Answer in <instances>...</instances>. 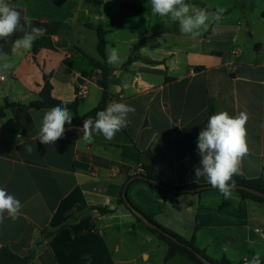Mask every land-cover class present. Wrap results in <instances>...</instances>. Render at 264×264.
<instances>
[{"label": "crops", "instance_id": "obj_1", "mask_svg": "<svg viewBox=\"0 0 264 264\" xmlns=\"http://www.w3.org/2000/svg\"><path fill=\"white\" fill-rule=\"evenodd\" d=\"M101 1L7 0L33 26L45 28L44 36L55 47L33 56L31 49L12 51L22 32L0 39V53L11 64L0 67V111L5 103L18 104L0 114V187L23 204L15 221L5 213L0 249L19 256L32 252L30 264H122L118 221L129 213L118 203L124 184L149 164L150 152L164 182L209 185L205 177H194L193 169L199 166L197 138L210 108L212 115L248 114L250 152L241 161L240 176L264 179V0H187L210 13L226 9L221 21L210 22L195 40L181 34L169 17L153 15L151 5H139V16L127 17L121 29L111 30L120 4L129 2ZM109 2L117 7L107 15L103 10ZM98 24L109 31L106 57L109 48L125 49L107 80L110 102L125 103L135 112L112 140L94 133L86 143L82 127L89 118L80 122L70 110L73 119L64 136L42 144L36 137L48 109L25 105L39 99L44 76H49L53 98L77 102L79 117L101 99V73L87 58L102 61L90 27ZM124 31L128 33L118 35ZM131 55L141 59L124 65ZM81 86L88 93L79 100L75 93ZM127 196L158 224L186 240L193 238L195 247L217 264L222 259L239 264L257 253L264 259L262 202L236 191L226 200L216 189L175 196L140 180L130 183Z\"/></svg>", "mask_w": 264, "mask_h": 264}, {"label": "clouds", "instance_id": "obj_2", "mask_svg": "<svg viewBox=\"0 0 264 264\" xmlns=\"http://www.w3.org/2000/svg\"><path fill=\"white\" fill-rule=\"evenodd\" d=\"M153 15L169 17L178 23L181 34L195 40L208 31L210 22L218 23L226 11L217 8L209 12L206 8H195L187 0H150ZM23 20V23H21ZM17 31L23 36L16 39L13 44V53L20 49L30 50L35 40L46 33L45 28L33 26L32 19L25 13L13 7L7 0H0V39L7 40ZM107 63L111 66L122 63L119 51L116 48L107 49ZM0 67L8 69L11 64L7 61V54L0 53ZM135 108L122 102H110L104 110L97 112L95 119L83 121V137L86 143L93 141V134H100L106 140H112L116 133L128 124V116L134 113ZM73 115L66 106L57 105L45 111L41 127L36 140L48 145L61 139L66 132V124L71 125ZM249 116L246 112L232 116L227 111H220L211 115L205 127L198 134L197 151L200 157L199 166L194 167V177H205L206 182L217 189L227 200L231 198L236 189L233 180L235 175H240L241 161L250 152L247 142V122ZM27 152H32V147L27 146ZM23 204L4 187H0V223H3L5 213L8 218L15 221L19 218ZM245 264H264L259 253Z\"/></svg>", "mask_w": 264, "mask_h": 264}, {"label": "trees", "instance_id": "obj_3", "mask_svg": "<svg viewBox=\"0 0 264 264\" xmlns=\"http://www.w3.org/2000/svg\"><path fill=\"white\" fill-rule=\"evenodd\" d=\"M88 3H93L96 5L101 4V0H85ZM142 13V8L139 5H132L129 3H121L119 7V15L116 17H113L111 20V30H119L123 26V20L127 17H137ZM91 28H93L97 34V52L99 56L101 57L102 61H95L89 57H87L90 61V64L93 68V70H100L101 75L98 80L99 85L102 87V95L101 99L98 103V105L84 114L82 117H79L76 113L77 109V102H74L72 104H66L62 101L56 100L51 96V84L49 82V76H44V85L39 93V99L31 102L28 105H25V108H34V109H50L54 106L61 105V106H66L69 110H73L79 119L80 122H82L83 119L85 118H92L95 119L97 112L104 110L107 105L109 104L111 98L108 93V77L111 72V65L107 63V57H106V35L109 32L102 26L101 24L98 25H90ZM54 50V44L51 41L50 36H42L41 38L37 39L34 41L33 46L31 48V52L33 56H35L37 53H39L41 50ZM135 59H141L140 57L136 55H131L124 65H127L134 61ZM147 63H154L151 60H145ZM18 105L17 103H5L4 108L6 107H14ZM3 109L0 111V114H3ZM212 115V108L209 109L208 116L204 120L201 126V130L203 127L206 126L207 121L209 117ZM148 158H149V164L147 166H143V172L139 173L137 170H135V175H144L145 177L154 180L158 182L163 188L157 187L152 185L149 182L140 180L150 187L154 188L157 191H165L168 193H171L175 196L179 195H184V194H200L204 192L203 187L205 185H199L196 183H190V184H185L181 186H176L167 182H164L157 174L154 163H155V155L151 154L150 152H146ZM132 177V176H130ZM129 177V178H130ZM233 180L235 181L236 185H243L247 187H251L255 190H258L262 193H264V179L257 178V179H247L243 176L240 175H235L233 177ZM214 189V188H212ZM217 190V189H216ZM238 192L241 196L245 198H249L251 200L257 201V202H262L264 203V199L257 197L255 195L249 194L245 191L242 190H235ZM129 204L142 213L144 216H146L149 221L155 226V229L153 228H148L152 233L156 235V237L162 241L166 246H167V254L165 256V261H168L172 259L175 256H182L188 259L190 262L193 264H203L201 260L197 257V255L203 256L205 259L213 262L214 264H217L216 261L210 259L207 257L204 252L200 251L198 248L195 247L194 245V240L193 238L191 240H186L183 237L179 236L178 234L174 233L173 231L163 227L162 225L158 224L155 222L150 216L142 212L139 208H137L128 198ZM118 203L122 204L126 207V209L132 214L131 210L127 207L125 204L122 196L119 197ZM102 213H110V210L106 211H100ZM133 215V214H132ZM134 216V215H133ZM138 222H141L140 219H138L136 216H134ZM33 257V253H29L26 256H19L15 253H13L11 250H9L7 247H3L0 249V264H30L31 260ZM262 262H264V259H261ZM219 264H231L229 261L226 259H222ZM239 264H245V261L240 262Z\"/></svg>", "mask_w": 264, "mask_h": 264}, {"label": "rangeland", "instance_id": "obj_4", "mask_svg": "<svg viewBox=\"0 0 264 264\" xmlns=\"http://www.w3.org/2000/svg\"><path fill=\"white\" fill-rule=\"evenodd\" d=\"M123 1L131 2L133 5H151L150 0ZM116 7L117 6L109 2L103 11L106 14L108 13L107 15H110V13H114ZM118 15L119 14H117V16ZM127 33V31H124L120 32L118 35L123 36ZM117 49L119 52L125 51L123 47H117ZM118 227L119 238L117 241L120 251L117 256L122 261V264H193L182 256H176L169 262H166L165 256L167 254V246L148 229L150 227L142 222H138L130 212L127 214V217L124 216L119 219ZM129 228H131V230H129ZM186 237L190 239L189 234Z\"/></svg>", "mask_w": 264, "mask_h": 264}, {"label": "water", "instance_id": "obj_5", "mask_svg": "<svg viewBox=\"0 0 264 264\" xmlns=\"http://www.w3.org/2000/svg\"><path fill=\"white\" fill-rule=\"evenodd\" d=\"M135 180H143V181L149 182L152 185L157 186V187H160V188H163V186H161L158 182H156L154 180H151V179L145 177L144 175H135V176L130 177L126 181V183L123 186L122 193H121V196H122L125 204L131 210L132 214L134 216H136L138 219H140L141 222L143 224H145L146 226L155 229V226L149 221V219L146 216H144L142 213H140L139 211H137L136 209H134L129 204V201L127 199V190H128V187H129L130 183L133 182V181H135ZM202 189H204V190L205 189H212V187L210 185H207V186L203 187ZM235 190H242V191H245V192H247L249 194H252V195H255L257 197H260V198L264 199V193H262V192H260L258 190H255V189H253L251 187H247V186H243V185H236V189ZM197 257L201 260V262L203 264H214L213 262L205 259L201 255H197Z\"/></svg>", "mask_w": 264, "mask_h": 264}, {"label": "built area", "instance_id": "obj_6", "mask_svg": "<svg viewBox=\"0 0 264 264\" xmlns=\"http://www.w3.org/2000/svg\"><path fill=\"white\" fill-rule=\"evenodd\" d=\"M98 73H101L100 70H97ZM1 80H4V77H1L0 78ZM88 93V88L87 86H81L77 89L76 93H75V96H76V99H83ZM137 171L139 173H142L143 172V169L142 167L141 168H138ZM107 203H108V200H107Z\"/></svg>", "mask_w": 264, "mask_h": 264}]
</instances>
